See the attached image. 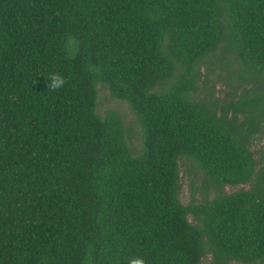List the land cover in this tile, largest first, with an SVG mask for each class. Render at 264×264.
Listing matches in <instances>:
<instances>
[{
  "label": "trees",
  "instance_id": "16d2710c",
  "mask_svg": "<svg viewBox=\"0 0 264 264\" xmlns=\"http://www.w3.org/2000/svg\"><path fill=\"white\" fill-rule=\"evenodd\" d=\"M219 45L254 84L221 106L191 96ZM263 118L264 0H0V264H264ZM181 159L250 187L183 204Z\"/></svg>",
  "mask_w": 264,
  "mask_h": 264
},
{
  "label": "rangeland",
  "instance_id": "374dc122",
  "mask_svg": "<svg viewBox=\"0 0 264 264\" xmlns=\"http://www.w3.org/2000/svg\"><path fill=\"white\" fill-rule=\"evenodd\" d=\"M222 45L204 59L196 67L197 70V90L191 94L196 101L215 100L219 106L228 104L230 101L238 99L239 94L246 89L250 90L253 83L243 82L238 74L235 65H226L222 62ZM97 100L96 112L104 115L108 111L117 112L126 127L129 129V144L138 151L141 146V128L137 123L135 116L129 109L128 105L120 100L114 99L107 88L101 84L96 85ZM250 148L253 151L256 162L255 171L257 172L264 166V118L261 120L259 130L252 139ZM180 165V190L179 199L181 203L200 202L203 200L213 199L219 194H227L239 189H249L250 184H241L236 186L224 185L220 187L212 186L205 190L202 186L204 180L203 172L188 160L181 159ZM191 218V217H189ZM203 264H211V256L206 255L202 258ZM230 264H242L231 262Z\"/></svg>",
  "mask_w": 264,
  "mask_h": 264
},
{
  "label": "clouds",
  "instance_id": "9594fccd",
  "mask_svg": "<svg viewBox=\"0 0 264 264\" xmlns=\"http://www.w3.org/2000/svg\"><path fill=\"white\" fill-rule=\"evenodd\" d=\"M65 83V78L58 73H53L47 82V86L52 89H58ZM127 264H147L143 255L131 254L126 258Z\"/></svg>",
  "mask_w": 264,
  "mask_h": 264
}]
</instances>
